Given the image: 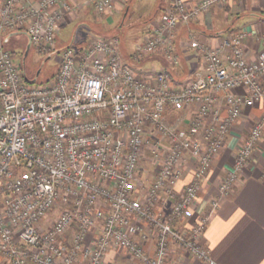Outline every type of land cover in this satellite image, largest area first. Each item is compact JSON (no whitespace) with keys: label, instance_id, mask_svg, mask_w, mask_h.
<instances>
[{"label":"built area","instance_id":"2783aa9c","mask_svg":"<svg viewBox=\"0 0 264 264\" xmlns=\"http://www.w3.org/2000/svg\"><path fill=\"white\" fill-rule=\"evenodd\" d=\"M126 1H0V256L7 264H103L113 247L142 264H178L171 258V242L186 251L189 264H218L200 242L216 199L189 228L171 222L196 200L229 124L243 106L264 100V50L255 60L246 58L244 40L252 32L245 29L216 47L192 38L202 63L177 87L166 70L138 75L122 61L114 34L93 36L79 49L57 48L58 20L65 13L79 5L106 13ZM219 1L224 0L188 6L185 0H168L151 35L136 45L137 53L161 47L177 62V24ZM14 30L24 31L40 53L60 52L53 75L40 82L24 76L21 60L5 47ZM259 38L264 40V32ZM218 94L227 107L224 117L213 106ZM186 106L194 113L188 133L181 134L166 113ZM263 129L264 113L239 147L234 169L219 183V195L231 191L253 159ZM147 150L157 170L142 186L139 170ZM188 156L196 162L192 179L174 197ZM151 236L152 252L145 248Z\"/></svg>","mask_w":264,"mask_h":264},{"label":"crops","instance_id":"0c3cea01","mask_svg":"<svg viewBox=\"0 0 264 264\" xmlns=\"http://www.w3.org/2000/svg\"><path fill=\"white\" fill-rule=\"evenodd\" d=\"M131 1L118 2L114 10L106 13H97L88 5H79L71 12L65 13L70 18L63 22V27L68 24H74L73 27L86 25L85 17L89 18L92 14L100 19L104 15L111 16L112 13L115 14L116 11L121 10V16L128 12ZM136 1L137 7L144 8L143 10L157 6L159 12L157 19L145 29L146 38L151 35L169 2L168 0ZM197 1L185 0L188 6H193ZM243 29L252 32L244 40L246 58L255 60L258 52L264 50V40L259 38L264 32V0L219 1L212 4L208 10L191 18L188 23L179 22L173 40L177 62L169 59L161 47L151 53L139 54L132 51L130 52L132 63L122 61L131 65L141 76H147L153 71L166 70L173 84L181 87L195 76L202 63L201 49L193 45L192 38L203 46L216 47L222 38ZM71 38L73 39L74 35ZM237 89L243 92L242 86ZM213 106L221 117L227 114L222 94L217 95V102ZM193 113L194 108L189 106L168 110L166 120L177 129L178 133L187 134ZM262 113H264V100L255 102L253 106L242 107L241 114L229 124L222 147L212 156L210 167L203 177L196 200L181 218L171 222L176 228H189L203 213L210 210L211 200L216 199L217 207L209 214L200 242L218 264H264V129L256 144L253 159L242 168L231 191L225 195H219L218 192L221 180L234 169L238 149L248 135L254 120ZM181 120L186 125L180 126ZM150 156L152 155L147 150L143 156V168L139 170L142 186H147L156 174L157 167H154L155 171L151 170L147 174L149 179L143 175ZM194 169L192 159L188 156L182 176L176 184L174 197H178L184 186L192 179ZM145 180H149V183L146 184ZM168 205L169 203L166 206V212L169 211ZM153 241L151 236L145 243V248L150 252L154 248ZM170 248L171 258L178 264L190 263L191 260L186 251L181 250L177 244L171 242ZM103 264L142 263L131 257L124 248L113 247L105 252Z\"/></svg>","mask_w":264,"mask_h":264},{"label":"rangeland","instance_id":"374dc122","mask_svg":"<svg viewBox=\"0 0 264 264\" xmlns=\"http://www.w3.org/2000/svg\"><path fill=\"white\" fill-rule=\"evenodd\" d=\"M136 4L137 1L132 0L128 12L125 14L123 13L121 16V10L116 11L115 14L112 13L111 16L109 14L104 15L100 19L92 14L89 18L85 17L84 22L86 25L79 27H73L74 24H66L67 26L63 27V22L70 18L69 15L64 14L63 17L58 20L59 28L63 27V29H58L59 34L57 35L56 39L57 48L63 47L69 43V45L74 49H79L80 47L82 48L86 46L93 36H108L114 34L120 39L121 59L127 63H132L130 52H137L136 45L142 43L145 39V29L148 27V25L153 23L159 15L157 6H154L152 9L147 7V9L150 10H143L144 8L142 9L141 7H137ZM73 35L74 38L72 39L71 37H73ZM26 42V35L23 33H17L12 35L9 40L5 42V47L13 52V57L16 60L20 61ZM59 57V51H55L49 57H47V55L40 53L33 46H31L24 64L27 76L29 78H33L37 69L41 67L36 81L40 82L46 80L51 75H53V73L58 68ZM184 124L185 123L183 121L182 124L180 122V126H183ZM192 162L194 166H196V162L194 160H192ZM146 165L147 166L144 171L145 174L143 175L149 179V175L147 174L151 170H154V167H157V163L155 162L154 158L150 156L149 162H147ZM140 172L141 171H139V174ZM145 183L148 184L149 180H145ZM55 214L56 210L49 215V221L53 219ZM0 264H7L1 256Z\"/></svg>","mask_w":264,"mask_h":264},{"label":"water","instance_id":"95a60500","mask_svg":"<svg viewBox=\"0 0 264 264\" xmlns=\"http://www.w3.org/2000/svg\"><path fill=\"white\" fill-rule=\"evenodd\" d=\"M17 33H23V34L26 35V38H27V42H26V45H25V49H24V52H23V56H22V58H21V63H22V66H23V74H24V76H25L27 79H30V78L27 76V74H26L24 64H25V58H26V56H27V54H28V52H29V49H30V47H31V38H30V37H29L24 31H21V30H14V31L9 32V33L6 35L4 41L7 42V41L9 40V38H10L12 35L17 34ZM51 54H52V53L47 54V57H49ZM42 64H43V62H42ZM42 64H41V66H42ZM40 70H41V67H39V68L37 69L35 76H34L33 78H31V80H34V81L36 80L38 74L40 73Z\"/></svg>","mask_w":264,"mask_h":264},{"label":"flooded vegetation","instance_id":"af4514ba","mask_svg":"<svg viewBox=\"0 0 264 264\" xmlns=\"http://www.w3.org/2000/svg\"><path fill=\"white\" fill-rule=\"evenodd\" d=\"M24 49H25V48H24ZM24 49H23V51H22V56H23ZM28 53H29V52H28ZM27 56H28V54H27ZM27 56H26V58H27ZM26 58H25V61H26Z\"/></svg>","mask_w":264,"mask_h":264},{"label":"snow or ice","instance_id":"6c2138e0","mask_svg":"<svg viewBox=\"0 0 264 264\" xmlns=\"http://www.w3.org/2000/svg\"><path fill=\"white\" fill-rule=\"evenodd\" d=\"M129 187H131V185H129Z\"/></svg>","mask_w":264,"mask_h":264}]
</instances>
